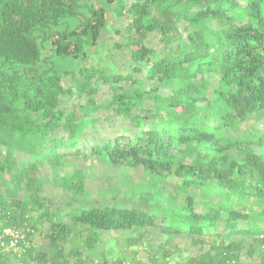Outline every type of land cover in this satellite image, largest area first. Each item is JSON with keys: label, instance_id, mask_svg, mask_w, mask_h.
<instances>
[{"label": "trees", "instance_id": "16d2710c", "mask_svg": "<svg viewBox=\"0 0 264 264\" xmlns=\"http://www.w3.org/2000/svg\"><path fill=\"white\" fill-rule=\"evenodd\" d=\"M103 113L114 135L90 140ZM82 156L119 173L114 203H90ZM117 232L264 264V0H0V264H144L102 247Z\"/></svg>", "mask_w": 264, "mask_h": 264}, {"label": "rangeland", "instance_id": "374dc122", "mask_svg": "<svg viewBox=\"0 0 264 264\" xmlns=\"http://www.w3.org/2000/svg\"><path fill=\"white\" fill-rule=\"evenodd\" d=\"M108 20L109 22L113 25V29L116 30H120V32L125 35L126 32L125 31V27L126 24L125 22H120L118 20H114L113 16L111 15V13L108 14ZM121 34V35H122ZM108 36L104 35L102 42L106 41V38ZM151 46L160 49L161 46L157 45L156 43H152ZM93 51H97L98 54H102L103 52V47L98 46L94 49H92V51L89 52V55L95 57V59H97L96 61H98L97 58V54H94ZM123 53H126V51H124ZM103 66H105L107 69L111 70L110 68V64L113 65V71L115 70H119L121 72H124L128 66V64H130L129 60H127V55L124 54V56H119L116 57V59L111 63L109 61H104L101 63ZM82 64H80L81 66ZM65 84L68 87L72 86V82L70 79L65 80ZM110 91L108 90V88H103L100 91V95H99V101H103L105 102L106 99L109 96ZM162 94H165L166 92L164 90L161 91ZM74 103H83L81 100L79 99H75ZM148 105L150 107L153 106L152 102H149ZM100 118V123L98 125L99 127V131L98 132H90L89 134V139L90 140H96L98 142L104 141L106 138H110L112 137L115 132V127L113 126L114 123L113 122H109L107 120H105V113L103 114H99L97 115ZM104 126L107 127V129L104 128ZM90 148V147H89ZM76 164L78 166H80L81 168L86 169L88 174H91V171H94V178L92 181H86V185H88V187L92 190L91 192V196L90 198L93 199L91 200V204H96V205H103V203H105L107 201V203L110 205L112 203L115 202V199L120 198V195L114 192H112V189L118 187L119 184V180L117 179L119 176V173H117L116 170L114 169H109L107 168V165L101 162H98L95 158L91 157L89 159H86L85 157H78L76 158ZM131 175L134 177V179L136 181L139 182L140 180V176H141V172L138 170H133L131 171ZM96 189H101L103 191H105L106 193L103 195V197L101 196H97L96 193ZM57 194L59 196V200H64L62 199V195L56 193L54 191L53 195ZM121 194V193H120ZM117 196V197H114ZM48 231V230H47ZM130 237H134V234L132 232H117V233H108L107 235H105L102 239V247H104L106 250H123L127 256V259L133 257L134 255V251L136 250L138 255H137V260L139 262H142L144 264H150V257L151 255L155 254L156 252H158V257L160 258V262L159 264H185V258L187 256H192L195 255L196 251H194L193 249H191L189 247V243L181 240V239H174L170 245H165L164 244V240L162 238L161 235H159L157 232L154 233H148L147 237L145 239V245H143L142 247H135V248H130L127 247V240ZM35 244L39 245L40 247H46L48 245V241L47 239L40 235H36L35 239ZM151 248L153 250H151ZM166 249V251L168 253H171V256L169 258V260L163 261L161 254H160V249ZM67 251L69 250V246H66ZM177 251H180V253H177ZM114 260L113 257L109 258V264H112V261ZM243 261H246V259L244 258ZM97 262V259L93 260L90 259L88 261H86V264H93V263ZM246 263L248 264H257V262H255V258L252 261L247 260ZM72 264L74 263V260L72 261ZM126 264H129V261L126 262Z\"/></svg>", "mask_w": 264, "mask_h": 264}, {"label": "built area", "instance_id": "2783aa9c", "mask_svg": "<svg viewBox=\"0 0 264 264\" xmlns=\"http://www.w3.org/2000/svg\"><path fill=\"white\" fill-rule=\"evenodd\" d=\"M6 235L12 237L11 241H10V247L16 249L17 251V239L18 236L16 235V233H14L12 230H5L4 232Z\"/></svg>", "mask_w": 264, "mask_h": 264}]
</instances>
